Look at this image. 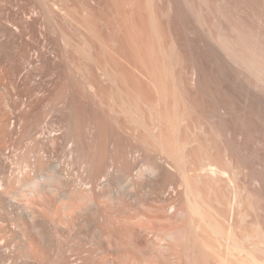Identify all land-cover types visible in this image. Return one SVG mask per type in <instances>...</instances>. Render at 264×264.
Here are the masks:
<instances>
[{"label":"bare ground","instance_id":"bare-ground-1","mask_svg":"<svg viewBox=\"0 0 264 264\" xmlns=\"http://www.w3.org/2000/svg\"><path fill=\"white\" fill-rule=\"evenodd\" d=\"M262 153L264 0H0V264H264Z\"/></svg>","mask_w":264,"mask_h":264},{"label":"clouds","instance_id":"clouds-1","mask_svg":"<svg viewBox=\"0 0 264 264\" xmlns=\"http://www.w3.org/2000/svg\"><path fill=\"white\" fill-rule=\"evenodd\" d=\"M49 184V178L48 177H40L35 180H33L30 184L26 185V190H38L42 186Z\"/></svg>","mask_w":264,"mask_h":264},{"label":"rangeland","instance_id":"rangeland-1","mask_svg":"<svg viewBox=\"0 0 264 264\" xmlns=\"http://www.w3.org/2000/svg\"><path fill=\"white\" fill-rule=\"evenodd\" d=\"M262 155H264V153H262ZM263 166H262V176H263V180H264V161H263ZM263 204H264V200H263ZM262 228L264 230V211L262 213Z\"/></svg>","mask_w":264,"mask_h":264}]
</instances>
